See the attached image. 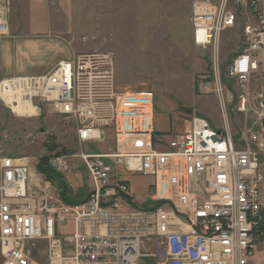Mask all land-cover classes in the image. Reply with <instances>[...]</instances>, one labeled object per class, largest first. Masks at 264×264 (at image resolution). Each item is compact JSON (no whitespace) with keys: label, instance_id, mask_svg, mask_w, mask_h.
I'll list each match as a JSON object with an SVG mask.
<instances>
[{"label":"built area","instance_id":"1","mask_svg":"<svg viewBox=\"0 0 264 264\" xmlns=\"http://www.w3.org/2000/svg\"><path fill=\"white\" fill-rule=\"evenodd\" d=\"M4 10L0 35L8 36ZM191 22L194 45L212 51L219 128L192 115L179 131L156 132L153 92L118 89L106 51L78 53L38 75L0 78V101L11 112L6 98L31 106L22 113L28 117L49 104L72 124L80 146L74 156L87 178L86 198L66 203L33 175L27 156L0 155V264H135L144 240L155 246L156 264H253L264 237V95L256 94L254 118L236 135L226 107L246 113L249 84L264 77V0L196 2ZM235 28L241 46L222 72L220 37ZM67 158L55 153L49 165L61 173ZM132 176L151 179L140 205Z\"/></svg>","mask_w":264,"mask_h":264},{"label":"rangeland","instance_id":"2","mask_svg":"<svg viewBox=\"0 0 264 264\" xmlns=\"http://www.w3.org/2000/svg\"><path fill=\"white\" fill-rule=\"evenodd\" d=\"M202 1L216 3L218 0H71L73 22L82 30L62 34L59 31V37L74 48V55L91 51L112 53L118 89L152 91L156 132L179 131L192 115L203 116L219 128L224 119L211 83L212 51L192 41L191 8ZM0 5L6 9L8 23L12 14L26 9L25 0H0ZM235 30H227L220 37L222 72L241 46ZM12 35L9 31L8 36L0 35V40ZM46 37L37 35L39 48L26 55L33 74L46 72L54 58L61 57L60 47L45 46ZM249 90L252 107L246 113L238 112L233 103L226 107V121L232 134L236 135L254 118L255 96L264 95V77L256 76ZM74 135L72 124L61 120L49 104L42 105L38 116L24 117L17 116L0 101V155L27 156L33 175L44 179L39 163L49 165L53 154H66V167L61 174L72 194L81 189L87 191L83 166L74 156L80 150ZM83 148L95 151L97 146L86 144ZM260 159L264 164V150ZM150 182L147 177H131V190L139 205L148 194ZM262 198L264 181L261 183L264 204ZM154 251L153 243L144 240L135 264H156L151 255ZM38 258L41 260L42 256ZM253 259L255 264H264V237L257 244Z\"/></svg>","mask_w":264,"mask_h":264},{"label":"crops","instance_id":"3","mask_svg":"<svg viewBox=\"0 0 264 264\" xmlns=\"http://www.w3.org/2000/svg\"><path fill=\"white\" fill-rule=\"evenodd\" d=\"M25 4L24 12L12 14L10 17L9 31L12 32V37L0 40V78L11 75H38L33 74L34 69L26 58L29 51L40 46V41L35 39L37 35L47 36L44 42L47 48L55 45L61 48V57L54 58L51 66L75 54L74 48L59 37V31H62V34L63 31L82 30L79 24L73 22L71 0H25ZM55 5H58V8H55ZM262 199L264 201V198ZM252 260L255 264L253 258Z\"/></svg>","mask_w":264,"mask_h":264},{"label":"trees","instance_id":"4","mask_svg":"<svg viewBox=\"0 0 264 264\" xmlns=\"http://www.w3.org/2000/svg\"><path fill=\"white\" fill-rule=\"evenodd\" d=\"M38 169L41 171L46 180L50 181L57 190L59 198L66 203H77L83 201L86 198V191L82 190L75 194H72L69 184L63 178L61 173L53 171V169L48 165L44 164L42 161L38 165Z\"/></svg>","mask_w":264,"mask_h":264},{"label":"bare ground","instance_id":"5","mask_svg":"<svg viewBox=\"0 0 264 264\" xmlns=\"http://www.w3.org/2000/svg\"><path fill=\"white\" fill-rule=\"evenodd\" d=\"M6 101L10 104V107L12 108V111L17 116H22V113H32L34 109L31 106H25L24 108H21L19 105H15V103L10 102L9 98H6ZM28 117V116H24Z\"/></svg>","mask_w":264,"mask_h":264},{"label":"water","instance_id":"6","mask_svg":"<svg viewBox=\"0 0 264 264\" xmlns=\"http://www.w3.org/2000/svg\"><path fill=\"white\" fill-rule=\"evenodd\" d=\"M262 123H263V127H264V117H263V121H262ZM53 147V146H52ZM52 147H50V149H52Z\"/></svg>","mask_w":264,"mask_h":264}]
</instances>
